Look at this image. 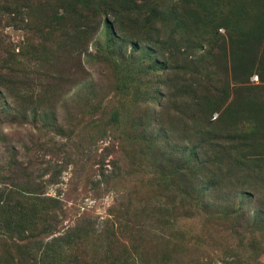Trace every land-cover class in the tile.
<instances>
[{"label":"rangeland","instance_id":"rangeland-1","mask_svg":"<svg viewBox=\"0 0 264 264\" xmlns=\"http://www.w3.org/2000/svg\"><path fill=\"white\" fill-rule=\"evenodd\" d=\"M229 1L0 0V66L13 62L8 84L0 83V159L11 148L30 156L34 177L40 176L34 183L64 206L44 240L74 227L79 215L94 222L128 197L132 203L152 198L159 187L153 183L159 168L151 160L152 140L167 144L183 162L195 155L200 160L196 146L188 144L200 138L208 118L203 104L193 106L192 89L198 85L213 86L197 93L219 105L212 122L222 115L218 124L232 137L249 126L244 94L236 87L245 72L248 86L264 85L253 80L264 67V34H252L255 25L246 24L257 9L261 14L254 18L264 15V0H244L235 9ZM7 86L34 96V105L24 104ZM37 94L46 102H37ZM163 107L171 110L160 117ZM22 108L39 110L23 114ZM113 117L122 118L116 128L109 127ZM260 167L264 171V164ZM248 194L233 193L220 202L232 204L245 224L257 221L252 230L258 237L264 211ZM121 237L127 246L126 235ZM259 256L232 263L212 248L190 260L264 264V251ZM183 262L170 256L162 264Z\"/></svg>","mask_w":264,"mask_h":264},{"label":"trees","instance_id":"trees-1","mask_svg":"<svg viewBox=\"0 0 264 264\" xmlns=\"http://www.w3.org/2000/svg\"><path fill=\"white\" fill-rule=\"evenodd\" d=\"M240 1L230 0L227 5L232 3L229 9H235L245 4L244 0ZM257 11L261 14L260 9ZM245 15L248 17L250 13ZM252 15L246 20V24L255 25L252 34L260 31L264 34V15L260 19ZM227 17L235 16L228 12ZM240 32L241 28L237 29ZM8 63H11L8 59L4 60L0 66V83L6 85L12 74ZM257 73L264 83V67ZM249 74L245 72L243 80L237 82L241 85L236 87L244 94L241 100L248 113L245 123L249 126L245 131L237 137V132L230 136L218 124L222 115L212 122L210 116L219 110V105L212 103L209 96L200 99L197 93L210 91L213 86L198 85L197 91L192 89L193 106L203 104L208 118L200 127V138L189 139L188 144L196 146L200 160L195 155L183 162L182 157L168 150L167 144L162 146L152 140L151 160L159 168L153 179L159 187L152 198L132 203L128 197L126 203L120 202L94 222L82 220L79 215L74 227L49 241L44 240V235L56 229L64 206L44 196L41 183H34L33 179L39 181L40 176L34 177L31 157L18 155L11 148V153L0 159V264H162L170 256L180 262L184 260V264H194L197 261L190 260L193 254L212 248L222 251L232 263L257 260L264 251V228L257 237L252 230V226L259 225L257 221L252 226L245 224L246 218L235 213L232 204L220 202L233 193L248 192L256 199L257 208L264 211V171L260 167L264 164V85L248 86ZM21 86L27 85L23 82ZM6 88L13 90L24 104L34 105V96L14 90V86ZM37 95V102H46L43 95ZM166 107L162 108L160 117L171 110ZM31 110L39 108H22L20 112L26 114ZM121 122L122 118L113 117L109 127L116 128ZM176 126L184 128L181 124ZM8 150L9 146L5 152ZM193 153L196 154L195 150ZM247 166L252 170H244ZM168 184L177 185L170 190ZM123 234L128 247L120 242Z\"/></svg>","mask_w":264,"mask_h":264},{"label":"built area","instance_id":"built-area-1","mask_svg":"<svg viewBox=\"0 0 264 264\" xmlns=\"http://www.w3.org/2000/svg\"><path fill=\"white\" fill-rule=\"evenodd\" d=\"M253 80L257 81V80H258V78H257V77H254V78H253Z\"/></svg>","mask_w":264,"mask_h":264}]
</instances>
